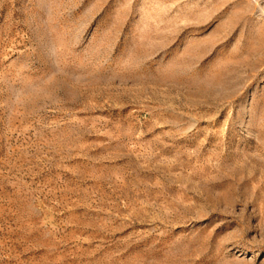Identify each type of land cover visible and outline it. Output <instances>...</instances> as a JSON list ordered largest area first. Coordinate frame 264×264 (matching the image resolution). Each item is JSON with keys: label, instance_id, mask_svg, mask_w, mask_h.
<instances>
[{"label": "rangeland", "instance_id": "374dc122", "mask_svg": "<svg viewBox=\"0 0 264 264\" xmlns=\"http://www.w3.org/2000/svg\"><path fill=\"white\" fill-rule=\"evenodd\" d=\"M0 264H264V0H0Z\"/></svg>", "mask_w": 264, "mask_h": 264}]
</instances>
